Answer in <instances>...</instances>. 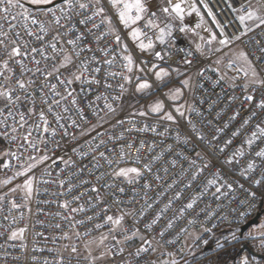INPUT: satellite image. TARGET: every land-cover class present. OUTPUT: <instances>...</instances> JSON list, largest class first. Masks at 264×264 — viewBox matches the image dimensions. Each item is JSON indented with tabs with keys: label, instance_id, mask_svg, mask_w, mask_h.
Listing matches in <instances>:
<instances>
[{
	"label": "snow or ice",
	"instance_id": "obj_1",
	"mask_svg": "<svg viewBox=\"0 0 264 264\" xmlns=\"http://www.w3.org/2000/svg\"><path fill=\"white\" fill-rule=\"evenodd\" d=\"M215 3L0 0V166L23 158L0 182L3 264H187L210 241L264 258V0ZM40 185L54 212L33 213Z\"/></svg>",
	"mask_w": 264,
	"mask_h": 264
},
{
	"label": "built area",
	"instance_id": "obj_2",
	"mask_svg": "<svg viewBox=\"0 0 264 264\" xmlns=\"http://www.w3.org/2000/svg\"><path fill=\"white\" fill-rule=\"evenodd\" d=\"M240 0H236V3L237 5L239 4ZM212 6L215 8L216 7V3H215V0H213V4ZM221 7H223V5H221ZM218 11V9H217ZM228 15V11L227 9L225 10V12L223 14H220V19L223 20L225 18V16ZM187 22L189 23V26L190 27H193V24L196 22V17L193 15L192 17H188L187 18ZM229 32H231V28L229 29ZM187 37H184L182 34H180V39L178 40V44H180L181 46H184L187 42ZM240 47H243V45H240ZM214 99V97H212ZM228 115H231V112H228ZM208 117H205V120H207ZM193 119L195 120L196 118L193 117ZM223 119H227V115L223 117ZM239 123V121L235 122L233 125L230 126V128L228 130H226L225 134H223L221 136V143L223 142L224 139H226L228 137V135H230L231 133V130L233 128L236 127V125ZM198 127L200 126L199 124L197 125ZM117 131H119V129H117ZM202 131L205 132L206 136L209 134V130L208 129H202ZM171 142V141H169ZM75 144V142H72V141H69L68 144L65 145L66 149H67V154L68 156H71L73 159H76V157L74 156V154L72 153V146ZM13 150L15 151L16 149L13 148ZM103 150V149H101ZM197 151H202L203 149L200 147V146H197ZM83 151H88V145L85 144L84 147H83ZM135 150L133 149V152ZM194 155V153H193ZM5 161L10 165L9 168H3L2 166H0V182H3L5 180H7L8 178H11L14 176V173L15 171L18 169L19 167V164L23 162V158L21 159V161H17V160H13V159H10V158H7L5 157L4 158ZM87 162V161H86ZM214 162V161H213ZM161 163H163V161H161ZM61 167H63V165H61ZM185 167H187V165H185ZM55 171H58V169H54V172ZM41 173L40 171L38 170L36 172V175L39 176ZM99 174V173H97ZM161 176L163 177L164 176V173L161 172L160 173ZM179 176H180V165L178 164L177 165V168L175 170H170L168 175H167V178L166 179H162L161 181L157 182L161 185L160 187V191L163 192L164 191V188L166 187V183L167 181H170L173 177H176L177 179H179ZM47 178V177H46ZM23 180L22 177H16L14 180H13V183L12 185H9V187L11 186H15V184L17 183H21ZM180 187V185L178 184L177 185V189L178 190ZM7 189L0 186V191H6ZM39 190H40V193L42 195H39V196H34L33 197V200L31 202V208L33 210V213H35L37 211V209H46L47 211L49 212H54L56 210V205L55 203H51L50 205H46L44 204L42 201L44 200H48V201H53L55 198L52 197L51 195H49L48 193H50L51 191L54 190V186L52 185H40L39 186ZM189 192H191V190H189ZM173 194V191L172 190H169L167 193H165V196H162L160 197L161 199V204L160 206L162 207L164 203L167 202L166 200V197L167 196H171ZM149 196H155V191L153 192H150L149 193ZM180 204L179 201H175L174 202V208L175 207H178ZM202 206V205H201ZM213 207H215V203H213L212 205ZM158 210V209H157ZM21 211H24L23 209ZM7 214V208L4 209L3 212H0V223H3V224H7L6 221H3V216ZM174 214H176L174 212V209H171L169 210V212L166 214V216L164 217V220L163 222H166L168 218H171ZM223 214V213H222ZM32 222L34 223L37 219V217L34 215L32 216ZM39 219L40 220H45L47 221L48 218H46L44 215H40L39 216ZM214 223H219V220H216V221H213ZM185 224V221L183 219L177 221V225L178 226H182ZM210 226V225H209ZM3 229H0V231H2ZM35 230H39V231H43V229H40L39 228V225L36 226V229ZM219 230V229H218ZM33 229L31 228L30 226V231H29V240L27 241L28 244H29V247H31V233H32ZM50 231V230H49ZM189 231L190 232H193V233H198L199 231V225L197 224L195 227L193 228H189ZM0 243H3V238H0ZM41 243H43V241H41ZM180 243H183V241H180ZM49 247H52L51 244H48ZM9 252H12V253H15L16 250L15 249H12V248H9L8 249ZM0 252H2V250H0ZM0 264H3V261H0ZM9 264H11V261L9 262Z\"/></svg>",
	"mask_w": 264,
	"mask_h": 264
},
{
	"label": "flooded vegetation",
	"instance_id": "obj_3",
	"mask_svg": "<svg viewBox=\"0 0 264 264\" xmlns=\"http://www.w3.org/2000/svg\"><path fill=\"white\" fill-rule=\"evenodd\" d=\"M219 231L220 230H216L217 234H219ZM225 235H227V232H225ZM241 239L243 238L241 237ZM199 250H201V256H202L200 260L205 258L207 261L210 260L213 261L212 258H215L217 264L218 263L223 264V262L228 259V257L225 256L223 253H219V250L216 248L215 243L211 241L208 245H202ZM257 251L258 250L256 249V247L251 242H248V244L244 249V252L250 254L253 257V259L264 260V258H262L259 252Z\"/></svg>",
	"mask_w": 264,
	"mask_h": 264
},
{
	"label": "rangeland",
	"instance_id": "obj_4",
	"mask_svg": "<svg viewBox=\"0 0 264 264\" xmlns=\"http://www.w3.org/2000/svg\"><path fill=\"white\" fill-rule=\"evenodd\" d=\"M196 23V22H195ZM195 23L193 24V27L195 26ZM201 35H204L203 32H201ZM262 219H264V216L261 217ZM254 227V226H252ZM250 230V229H248ZM247 230V231H248ZM246 231V233H247ZM245 233V234H246ZM252 243V242H251ZM258 243V242H257ZM253 244V243H252ZM254 245V244H253ZM255 246V245H254ZM257 249V248H256ZM258 252V251H257ZM200 258H202L201 256V250H197L195 252V255L194 256H186L185 257V261L187 262V264H217L216 263V259L215 258H212L213 261H207L205 258H203L202 260H200ZM256 264H264V260H259V259H254ZM203 262V263H202ZM207 262V263H206ZM181 264H184V261L181 262ZM220 264V263H218Z\"/></svg>",
	"mask_w": 264,
	"mask_h": 264
},
{
	"label": "water",
	"instance_id": "obj_5",
	"mask_svg": "<svg viewBox=\"0 0 264 264\" xmlns=\"http://www.w3.org/2000/svg\"><path fill=\"white\" fill-rule=\"evenodd\" d=\"M262 217V216H261ZM259 221H257V223H258ZM252 226H255V225H252ZM249 228L248 227H246L245 229H244V232L246 231V230H248Z\"/></svg>",
	"mask_w": 264,
	"mask_h": 264
}]
</instances>
